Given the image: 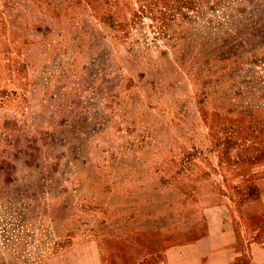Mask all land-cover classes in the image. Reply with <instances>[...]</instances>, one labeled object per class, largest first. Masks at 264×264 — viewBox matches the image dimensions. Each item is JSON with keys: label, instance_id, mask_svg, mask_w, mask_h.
Masks as SVG:
<instances>
[{"label": "rangeland", "instance_id": "374dc122", "mask_svg": "<svg viewBox=\"0 0 264 264\" xmlns=\"http://www.w3.org/2000/svg\"><path fill=\"white\" fill-rule=\"evenodd\" d=\"M260 194L264 0H0V264H207Z\"/></svg>", "mask_w": 264, "mask_h": 264}, {"label": "crops", "instance_id": "0c3cea01", "mask_svg": "<svg viewBox=\"0 0 264 264\" xmlns=\"http://www.w3.org/2000/svg\"><path fill=\"white\" fill-rule=\"evenodd\" d=\"M262 194L259 195L258 200L260 202L261 209L264 208V200L261 199ZM250 201H246L243 204L247 205ZM239 219V218H238ZM244 221L252 220L249 215H244ZM255 226L248 227L246 230H242V234H235V232H226L223 234L222 242L217 245L222 248H214L211 252L207 264H264V212L259 213V218H254ZM240 222V220H239ZM240 224V223H239ZM251 224V223H250ZM246 227V226H245ZM204 241V238H202ZM214 237L206 238V241H213ZM237 240L243 241V249L236 247ZM215 244H213L214 246ZM221 249V250H220ZM217 251V252H216ZM199 256L205 257V253L199 252ZM211 257V262H209Z\"/></svg>", "mask_w": 264, "mask_h": 264}]
</instances>
